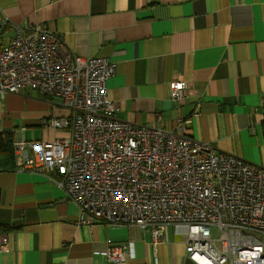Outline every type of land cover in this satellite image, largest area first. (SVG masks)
I'll return each instance as SVG.
<instances>
[{
	"label": "crops",
	"instance_id": "obj_1",
	"mask_svg": "<svg viewBox=\"0 0 264 264\" xmlns=\"http://www.w3.org/2000/svg\"><path fill=\"white\" fill-rule=\"evenodd\" d=\"M3 24L1 43L17 27L45 24L77 56L112 60L107 94L119 104L118 119L171 131L179 116L196 112L186 135L264 164V0H0ZM177 79L186 82L182 104L169 96ZM69 115L58 98L36 90L0 93V131L15 141L67 137L68 127L39 121ZM80 216L48 176L0 172L7 237L0 264H112L95 250L117 244L128 246L124 264H196L185 253L184 225L166 226L153 247L137 225H89Z\"/></svg>",
	"mask_w": 264,
	"mask_h": 264
},
{
	"label": "built area",
	"instance_id": "obj_2",
	"mask_svg": "<svg viewBox=\"0 0 264 264\" xmlns=\"http://www.w3.org/2000/svg\"><path fill=\"white\" fill-rule=\"evenodd\" d=\"M114 72L112 60L77 56L45 24L17 27L7 43L0 40V93L36 90L70 110L39 121L68 127L67 137L13 141L15 168L48 176L79 208L83 224L137 225L153 247L166 226L184 225L185 253L196 264H264V164L186 135L196 112L179 116L171 131L118 119L119 104L107 94ZM168 87L182 104L186 82ZM6 246L0 233V250ZM127 247L95 254L124 264Z\"/></svg>",
	"mask_w": 264,
	"mask_h": 264
},
{
	"label": "trees",
	"instance_id": "obj_3",
	"mask_svg": "<svg viewBox=\"0 0 264 264\" xmlns=\"http://www.w3.org/2000/svg\"><path fill=\"white\" fill-rule=\"evenodd\" d=\"M261 133L264 145V118L261 121ZM13 141L14 137L12 133L0 131V172L10 171L15 168Z\"/></svg>",
	"mask_w": 264,
	"mask_h": 264
},
{
	"label": "rangeland",
	"instance_id": "obj_4",
	"mask_svg": "<svg viewBox=\"0 0 264 264\" xmlns=\"http://www.w3.org/2000/svg\"><path fill=\"white\" fill-rule=\"evenodd\" d=\"M27 128H28V130H27V134H28L30 128H29V127H27ZM245 159L252 160L253 158L251 159V158H248V157L246 156ZM212 233L214 234V233H215V230L212 229Z\"/></svg>",
	"mask_w": 264,
	"mask_h": 264
}]
</instances>
